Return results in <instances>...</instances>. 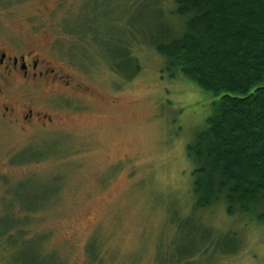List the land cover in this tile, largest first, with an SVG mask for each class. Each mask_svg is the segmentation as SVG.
<instances>
[{"label":"rangeland","instance_id":"1","mask_svg":"<svg viewBox=\"0 0 264 264\" xmlns=\"http://www.w3.org/2000/svg\"><path fill=\"white\" fill-rule=\"evenodd\" d=\"M165 1L0 0V29L60 58L79 56L55 63L80 86L33 90L40 109L56 103L49 123L23 128L0 112V232L13 211L51 197L30 215L25 243L13 249L0 237V264H35L39 242L50 252L42 264H169L200 247L186 264H264V206L192 209L186 146L212 99L170 78L155 51L176 27ZM126 46L137 57L122 60Z\"/></svg>","mask_w":264,"mask_h":264},{"label":"trees","instance_id":"2","mask_svg":"<svg viewBox=\"0 0 264 264\" xmlns=\"http://www.w3.org/2000/svg\"><path fill=\"white\" fill-rule=\"evenodd\" d=\"M173 4L168 0L166 6L175 18V31L154 42L155 51L170 78L187 79L212 99L203 125L186 146L195 163L192 209L200 212L224 203L229 215L251 213L264 206V0H173ZM123 51L122 60L129 54L137 57L136 48L126 46ZM114 65L113 61L111 67L120 72ZM36 198L32 208L13 211L15 220L0 232L13 249L30 238L26 230L30 215L51 197ZM194 250L169 264H186L204 248ZM31 251L35 264H42L41 254L50 253L40 242ZM47 264L59 263L50 258Z\"/></svg>","mask_w":264,"mask_h":264},{"label":"flooded vegetation","instance_id":"3","mask_svg":"<svg viewBox=\"0 0 264 264\" xmlns=\"http://www.w3.org/2000/svg\"><path fill=\"white\" fill-rule=\"evenodd\" d=\"M22 39L0 29V112L3 117L26 128L36 120L49 123L53 120L49 110L57 108L52 102L44 110L40 109L34 102L33 90L55 85L66 90L80 88L79 82L55 63L63 62V59L76 62L79 56L62 54L60 58L49 47L40 51Z\"/></svg>","mask_w":264,"mask_h":264}]
</instances>
